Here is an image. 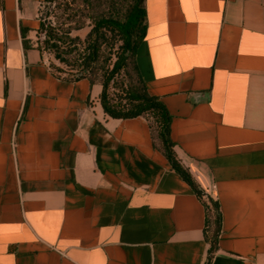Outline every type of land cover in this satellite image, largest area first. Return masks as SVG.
Masks as SVG:
<instances>
[{
    "label": "crops",
    "instance_id": "crops-1",
    "mask_svg": "<svg viewBox=\"0 0 264 264\" xmlns=\"http://www.w3.org/2000/svg\"><path fill=\"white\" fill-rule=\"evenodd\" d=\"M45 0H0V264H206L205 207L146 119L59 79ZM137 63L181 163L219 203L210 264H264V0H145Z\"/></svg>",
    "mask_w": 264,
    "mask_h": 264
},
{
    "label": "trees",
    "instance_id": "trees-1",
    "mask_svg": "<svg viewBox=\"0 0 264 264\" xmlns=\"http://www.w3.org/2000/svg\"><path fill=\"white\" fill-rule=\"evenodd\" d=\"M81 2L87 7V17L92 23L85 40L81 41L79 37L72 38L68 33L66 37L63 35L50 37L46 44L54 51L56 59L71 69L63 72L58 67H53L39 46L41 52L53 74L59 79L77 81L87 78L92 83H100L101 105L109 117L122 120L142 117L147 120L154 146L203 202L204 236L210 245L206 264H210L221 234L222 215L218 201L201 188L190 169L181 163L170 138L171 116L162 102L149 94L139 69L137 52L147 31L145 0H81ZM44 29L41 20L38 33L40 45ZM79 46L83 47L80 53ZM73 52H77L76 59L69 65L66 56L72 55ZM113 56L116 59L112 63ZM120 77L122 81L118 80ZM111 88H119L120 93L111 92Z\"/></svg>",
    "mask_w": 264,
    "mask_h": 264
},
{
    "label": "rangeland",
    "instance_id": "rangeland-1",
    "mask_svg": "<svg viewBox=\"0 0 264 264\" xmlns=\"http://www.w3.org/2000/svg\"><path fill=\"white\" fill-rule=\"evenodd\" d=\"M40 12L39 18L41 17L42 23L45 27L42 32V44L40 46L53 67H58L63 72H68L71 67L61 64L56 59L54 51L49 49L46 44L50 37L56 35H63V37H66L68 33L70 37H79L81 41H84L92 28V23L87 17V7L82 4L81 0H45L41 6ZM77 21L79 22L77 23ZM58 31L60 34H57ZM78 48L79 53L83 51L82 46H79ZM76 53L77 52H73L72 55L70 54L69 56H66L69 65L74 63ZM115 59V56H113L112 63ZM118 80L122 81V78L120 77ZM110 91L113 93H120L119 88H111Z\"/></svg>",
    "mask_w": 264,
    "mask_h": 264
}]
</instances>
